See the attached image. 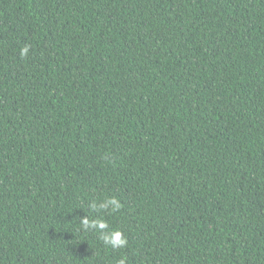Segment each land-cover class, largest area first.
<instances>
[{"label": "trees", "instance_id": "1", "mask_svg": "<svg viewBox=\"0 0 264 264\" xmlns=\"http://www.w3.org/2000/svg\"><path fill=\"white\" fill-rule=\"evenodd\" d=\"M121 260L264 264V0H0V264Z\"/></svg>", "mask_w": 264, "mask_h": 264}, {"label": "clouds", "instance_id": "2", "mask_svg": "<svg viewBox=\"0 0 264 264\" xmlns=\"http://www.w3.org/2000/svg\"><path fill=\"white\" fill-rule=\"evenodd\" d=\"M28 54V48L25 46L21 49V55L26 56ZM90 208L93 210H106L111 208L112 211H117L120 208V203L115 197H110L106 200L100 201L96 203L95 201L90 205ZM81 223L85 229L95 225L100 230H104L107 228V224L105 221H97V220H89L88 216L81 218ZM101 238L106 243H111L114 247L123 246L126 244V240L122 238V234L119 231L105 233L101 231ZM119 264H125L124 260H121Z\"/></svg>", "mask_w": 264, "mask_h": 264}]
</instances>
